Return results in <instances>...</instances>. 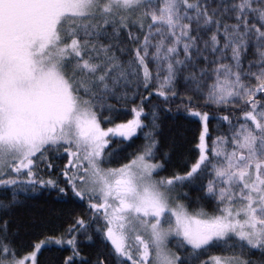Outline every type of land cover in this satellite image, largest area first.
<instances>
[{
    "label": "snow or ice",
    "instance_id": "1",
    "mask_svg": "<svg viewBox=\"0 0 264 264\" xmlns=\"http://www.w3.org/2000/svg\"><path fill=\"white\" fill-rule=\"evenodd\" d=\"M209 107L226 123L210 144ZM181 111L198 158L157 178ZM138 129L141 149L105 167L110 134ZM186 187L214 211H189ZM40 194L81 212L18 253L17 209ZM65 245L63 264H264V0H0V264Z\"/></svg>",
    "mask_w": 264,
    "mask_h": 264
},
{
    "label": "trees",
    "instance_id": "2",
    "mask_svg": "<svg viewBox=\"0 0 264 264\" xmlns=\"http://www.w3.org/2000/svg\"><path fill=\"white\" fill-rule=\"evenodd\" d=\"M144 95L147 96L146 91ZM151 99L153 103L158 102L155 95ZM135 103L138 104L139 99ZM176 103L170 105L173 112L176 111ZM200 103L203 106V102L201 101ZM133 106L131 103L126 106L117 105L118 111L112 115V121H102V126L106 128L114 127L115 124L125 123L132 119L134 117V113L132 112ZM149 107L145 103V113H147ZM206 110L209 112L210 117L208 124V140L210 144L216 135L226 131V123H222L218 127L216 118L220 114L218 110L212 107ZM236 115H239V113H236ZM141 119H144V117L142 116ZM201 130L202 125L198 118H184L182 111L177 119L165 120L163 135L160 137L161 143L158 145L156 153L157 160H161L164 163V168L158 170V178L171 176L174 173L182 174L190 168L191 164L198 158L199 149L197 145ZM144 131L145 129H138L130 139L110 134L111 143L105 151L113 147L117 151L113 153L111 163L104 166L116 168L123 163H127L145 144ZM165 153H167V156L164 155ZM55 164L59 168L66 164V161L62 158L57 159ZM183 191H188L192 196L191 201H186L190 211L196 210L201 205L210 213L214 211L216 205L212 200H197L201 196V193L196 190V187H186ZM80 212L81 209L78 205L60 203L47 194L37 195L35 198L27 201L23 207L17 209L19 218L25 224L31 225V227L22 228L19 236L16 238L15 247L18 253H23L29 249L31 243L43 239L42 233L52 234L55 231L66 228L71 217ZM211 254L219 255L222 252L220 249H213ZM69 255H71V247L67 245L63 247H42L37 256V264H63V261Z\"/></svg>",
    "mask_w": 264,
    "mask_h": 264
},
{
    "label": "rangeland",
    "instance_id": "3",
    "mask_svg": "<svg viewBox=\"0 0 264 264\" xmlns=\"http://www.w3.org/2000/svg\"><path fill=\"white\" fill-rule=\"evenodd\" d=\"M154 175H156V174H154ZM158 178V177H157ZM190 211V210H189ZM170 247H171V243H170V245H169ZM39 254V253H38ZM38 254H37V256H38Z\"/></svg>",
    "mask_w": 264,
    "mask_h": 264
}]
</instances>
